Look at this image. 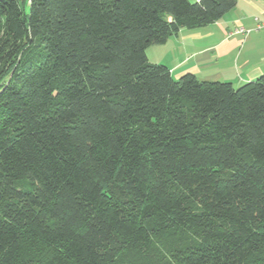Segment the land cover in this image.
<instances>
[{"label": "trees", "instance_id": "16d2710c", "mask_svg": "<svg viewBox=\"0 0 264 264\" xmlns=\"http://www.w3.org/2000/svg\"><path fill=\"white\" fill-rule=\"evenodd\" d=\"M238 0H0V264H264V75L147 50Z\"/></svg>", "mask_w": 264, "mask_h": 264}, {"label": "crops", "instance_id": "0c3cea01", "mask_svg": "<svg viewBox=\"0 0 264 264\" xmlns=\"http://www.w3.org/2000/svg\"><path fill=\"white\" fill-rule=\"evenodd\" d=\"M257 20L264 21V0H238L220 21L197 30L183 29L157 48L166 55L161 64L175 79L190 73L200 81L234 87L256 81L264 75V28L257 27ZM240 29L250 34H237Z\"/></svg>", "mask_w": 264, "mask_h": 264}, {"label": "rangeland", "instance_id": "374dc122", "mask_svg": "<svg viewBox=\"0 0 264 264\" xmlns=\"http://www.w3.org/2000/svg\"><path fill=\"white\" fill-rule=\"evenodd\" d=\"M246 33H247V35L250 34L249 31H246ZM157 48H162V45H153L152 48L150 47L147 50L148 60L152 64L163 65V64H161V60L162 59L166 60V55H165L163 49H157ZM155 61L158 62V63H156Z\"/></svg>", "mask_w": 264, "mask_h": 264}, {"label": "built area", "instance_id": "2783aa9c", "mask_svg": "<svg viewBox=\"0 0 264 264\" xmlns=\"http://www.w3.org/2000/svg\"><path fill=\"white\" fill-rule=\"evenodd\" d=\"M257 23H258V26H257V27H258L259 29L264 28V21H259V20H257ZM236 33H237V34H245L246 32H245V30L240 29V30L236 31Z\"/></svg>", "mask_w": 264, "mask_h": 264}]
</instances>
